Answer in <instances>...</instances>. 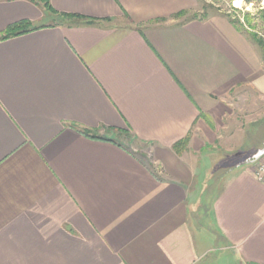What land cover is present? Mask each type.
<instances>
[{
    "label": "crops",
    "instance_id": "0c3cea01",
    "mask_svg": "<svg viewBox=\"0 0 264 264\" xmlns=\"http://www.w3.org/2000/svg\"><path fill=\"white\" fill-rule=\"evenodd\" d=\"M197 10L0 0V35L28 31L0 40V264H264V179L230 168L207 213L223 160L203 153L216 124L239 165L259 150V121L222 118L234 92L264 95L260 49Z\"/></svg>",
    "mask_w": 264,
    "mask_h": 264
},
{
    "label": "rangeland",
    "instance_id": "374dc122",
    "mask_svg": "<svg viewBox=\"0 0 264 264\" xmlns=\"http://www.w3.org/2000/svg\"><path fill=\"white\" fill-rule=\"evenodd\" d=\"M198 1V10H197V18H202L207 16L208 14H214L221 12L229 16L232 21H238L242 30L245 31V34L249 36V34H255L257 37L261 38L264 43V0H197ZM235 9L236 11H233ZM250 18V27L248 26L245 16ZM57 20V19H56ZM260 49L261 57H264V49ZM263 63V62H262ZM264 68V63H263ZM246 91V92H245ZM244 95H236L235 92L230 96L228 102V108L226 110L227 115L224 116L222 119L226 120L225 126H228L230 120L235 121V119H245L248 123L250 121H259L256 124L255 129H259V133L256 135L257 137L253 138L252 135L249 136L251 144L253 143L256 149H261L262 144L264 142V95L258 96L255 92H251L249 89H246ZM214 126L215 130H214ZM212 126V131L210 132L214 134V136L218 139L214 144L212 143L210 146L204 149L206 154L207 149H210L215 155L216 159H222V163H218L214 165L213 171L211 172L208 188L205 190L204 194V201L205 206L207 207L208 213V203L212 194L218 188L220 184V180L223 175H225L226 171L233 167L231 171L236 169H240L243 167H248L250 164H240L239 161L242 157L240 153H242L246 149L239 148L238 143L235 141L233 142L232 147H226L223 144L222 138L227 136V131H224L222 127L219 125ZM253 133V132H252ZM125 137V141L127 144L129 143L128 147L131 150H136L137 145L130 140V136L128 134L123 135ZM204 140V139H203ZM205 141V140H204ZM209 143L208 141H205ZM187 143L181 147V150H185L187 147ZM179 149V150H180ZM228 150V151H227ZM143 151V149H142ZM142 151L139 154H142ZM207 154H211L209 150H207ZM209 157L203 156L201 158L202 164L201 166H206L204 161H208ZM201 170V168H200ZM229 170V172H230ZM228 172V171H227ZM203 173V171H202ZM213 245L215 246L216 243L214 242Z\"/></svg>",
    "mask_w": 264,
    "mask_h": 264
},
{
    "label": "trees",
    "instance_id": "16d2710c",
    "mask_svg": "<svg viewBox=\"0 0 264 264\" xmlns=\"http://www.w3.org/2000/svg\"><path fill=\"white\" fill-rule=\"evenodd\" d=\"M32 1H41V0H32ZM45 9H46V12L47 13H50V14H52V15H54V16H56L57 17V20H55L56 22H57V24H61V23H64V22H66L67 20H70V19H73V18H76L75 16H73V15H68V14H62V13H56V12H54V11H52V9L49 7V5H47L46 3H45ZM233 11H236L235 9H233ZM182 14H180V16H181ZM245 19H246V22H247V24H248V26L250 25V18L248 17V15L247 16H245ZM231 22L235 25V26H237V27H239V28H242L241 26H240V24H239V22L238 21H232V19H231ZM27 26V24L26 23H21V24H18V25H15V26H13V27H10V28H8L2 35H0V40H4V39H8V38H11V37H14V36H17V35H19V34H24V33H26V32H28L26 29L25 30H21L19 33H15V30L16 29H19V28H22V29H24L25 27ZM250 27V26H249ZM249 38L252 40V42L254 43V44H256L259 48H261V49H264V43H263V41H262V39L261 38H259V37H257V35H255V34H249ZM262 61H263V63H264V57H262ZM183 143V142H182ZM180 144V145H179ZM181 147V143H178V145H176V149L178 150L179 148Z\"/></svg>",
    "mask_w": 264,
    "mask_h": 264
},
{
    "label": "built area",
    "instance_id": "2783aa9c",
    "mask_svg": "<svg viewBox=\"0 0 264 264\" xmlns=\"http://www.w3.org/2000/svg\"><path fill=\"white\" fill-rule=\"evenodd\" d=\"M254 174L259 181L264 179V155L253 163Z\"/></svg>",
    "mask_w": 264,
    "mask_h": 264
},
{
    "label": "water",
    "instance_id": "95a60500",
    "mask_svg": "<svg viewBox=\"0 0 264 264\" xmlns=\"http://www.w3.org/2000/svg\"><path fill=\"white\" fill-rule=\"evenodd\" d=\"M264 155V142L262 144L261 149H259L250 159H248L247 161H245L242 164L248 165V164H253L255 161H257L260 157H262ZM241 164V165H242Z\"/></svg>",
    "mask_w": 264,
    "mask_h": 264
}]
</instances>
